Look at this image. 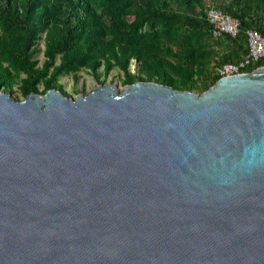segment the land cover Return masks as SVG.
<instances>
[{"label": "water", "instance_id": "1", "mask_svg": "<svg viewBox=\"0 0 264 264\" xmlns=\"http://www.w3.org/2000/svg\"><path fill=\"white\" fill-rule=\"evenodd\" d=\"M0 264H264V65L0 89Z\"/></svg>", "mask_w": 264, "mask_h": 264}, {"label": "trees", "instance_id": "2", "mask_svg": "<svg viewBox=\"0 0 264 264\" xmlns=\"http://www.w3.org/2000/svg\"><path fill=\"white\" fill-rule=\"evenodd\" d=\"M221 7L239 19L240 36L246 39L248 28L264 35V0H227ZM210 29L200 0H0V88L16 83L23 96L53 87L64 92L60 75L84 68L97 76L116 66L125 84L153 80L192 90L208 64L201 30ZM39 39L40 65L34 58ZM263 64L264 58L243 71Z\"/></svg>", "mask_w": 264, "mask_h": 264}, {"label": "rangeland", "instance_id": "3", "mask_svg": "<svg viewBox=\"0 0 264 264\" xmlns=\"http://www.w3.org/2000/svg\"><path fill=\"white\" fill-rule=\"evenodd\" d=\"M201 6L207 7L208 5H214L218 6V8H222L221 6L226 3L224 0H200ZM198 9V7H197ZM131 18V17H130ZM203 31L201 42L204 43L205 48L208 47L212 48L211 46L214 44L213 37L207 34L206 31ZM38 46L40 47V50L35 54L34 58L38 59V64L40 65L41 62L44 60L43 55V40H38ZM175 48V46H174ZM209 56H208V68L211 73H213V70H215V67L222 63V56L217 53L215 50H208ZM225 59V58H223ZM129 70L136 74L137 73V64L133 59L130 60L129 63ZM21 77H24L25 74L21 73ZM124 75L123 72L118 67L111 68L108 72H103L102 69L99 70V74L96 76L95 74L90 73L84 68H81L79 71L76 72V76L68 73V74H62L58 77L57 82L61 85V88L64 90V92L67 93L69 96H75L77 93H85L90 90H92L97 84H105L110 83L116 87L117 90H120L121 87L125 85L123 81ZM202 77L196 78V87L193 88L191 91L195 93H201L205 89V86L210 83V81H206L205 79H201ZM211 86V85H210ZM39 90L43 89V84H38ZM1 90H4L3 88H0ZM9 91L11 96L14 98L22 99L24 96L20 93L18 89V84H14Z\"/></svg>", "mask_w": 264, "mask_h": 264}, {"label": "built area", "instance_id": "4", "mask_svg": "<svg viewBox=\"0 0 264 264\" xmlns=\"http://www.w3.org/2000/svg\"><path fill=\"white\" fill-rule=\"evenodd\" d=\"M206 20L211 27L213 38H219L226 34L236 37L240 31V21L228 12L214 5L206 7ZM247 41V52L236 62H224L215 67V74L219 77L242 72V68L264 58V35L252 28L245 30Z\"/></svg>", "mask_w": 264, "mask_h": 264}, {"label": "crops", "instance_id": "5", "mask_svg": "<svg viewBox=\"0 0 264 264\" xmlns=\"http://www.w3.org/2000/svg\"><path fill=\"white\" fill-rule=\"evenodd\" d=\"M224 1L227 2V0H224ZM204 8H206V7H204ZM207 34L211 36V34L208 33V31H207ZM239 37H241L242 39ZM234 39H236L238 43H241V46H239V44L237 42L235 43L233 41ZM234 39H231V38L228 39V37H226L224 35L220 36L219 38H213L214 44L211 46L212 48L208 47V50L210 49L212 51L213 50L217 51V53H219L222 56V60H223V58H227L226 62H236L247 52V41H246L245 37L240 36V34ZM208 61L209 60L207 58V63H208ZM255 62L256 61H252L250 64L253 65ZM250 64H248V65H250ZM248 65H246L245 67H248ZM263 65H260V66H263ZM260 66H258V67H260ZM245 67L242 68V71ZM215 75L216 74H215L214 70H213V73H211L208 66H206V67H204V74L201 75L200 77H202L206 81H211Z\"/></svg>", "mask_w": 264, "mask_h": 264}]
</instances>
